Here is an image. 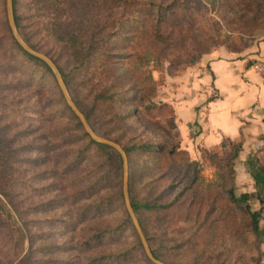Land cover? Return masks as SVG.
<instances>
[{
  "label": "trees",
  "instance_id": "obj_1",
  "mask_svg": "<svg viewBox=\"0 0 264 264\" xmlns=\"http://www.w3.org/2000/svg\"><path fill=\"white\" fill-rule=\"evenodd\" d=\"M4 2L7 26L14 46L27 59L28 64L35 68L36 73L48 74V78L54 84L52 90L55 89V98L49 100L45 105V110L51 111L44 112L46 119L48 122L60 119V131H63L60 145L69 148L75 147L65 154L53 156L51 155V146L43 147L34 144L39 146L43 153L45 152L44 160L49 165L46 175L52 176V180H54L50 186H47L46 192H52L62 198L63 190L76 183V181L67 182L71 173H76L79 168L84 167L88 156L98 159L96 167L90 174L91 176H79L80 181L89 177L87 180L89 184L80 192L72 196L69 195V197H73L71 203L76 204L79 200L82 202L95 192L109 187L112 183L120 185L121 190L116 193L110 192L95 202L80 204L79 220H74V217L65 218L66 214H61L56 218L57 220L43 218L34 220V222L25 220L28 218H24V216H29L32 209L37 213L44 209L40 205L32 209H21L18 202H15L14 189L25 184L18 177L20 171L18 162L21 159V152L26 151L30 146L20 147L16 143V138L24 135V132L14 134L9 131L8 125L0 124V225L4 227L3 212L9 211V215L12 212L17 214L25 226L53 222L64 230H72L76 228L78 221H84L89 216L100 218L104 210L122 204L124 217L119 226L99 228L94 235L81 243L80 251L88 252L93 247L112 238L123 237L126 231H129L134 239L132 247L113 255L90 254L87 256L86 262L82 264L122 263L129 260L136 252L141 254L143 264H156L148 256L127 209L125 193L122 189L124 160L121 153L113 147L96 142L88 134L81 119L69 105L49 64L28 53L17 42L9 22L7 0ZM253 2L260 9L251 24L245 25L251 33L264 25L261 24L262 15L259 17V14L264 10V0H247L246 9L250 8ZM18 4L19 0H13L17 28L24 42L55 63L63 76L71 98L86 116L93 132L119 144L126 152L130 168L129 196L132 207L152 254L158 261L172 264V257L179 255L180 251L181 254H185L190 249L199 248L201 246L199 241L203 240V237H206L209 232L207 226L202 223L196 230H191L189 237L184 236L186 238L182 242L171 246L166 245L161 240L162 237L152 229L156 223L155 218L157 216L159 219H163L164 225L162 226L167 234L172 228V222L168 220L169 216L181 206L208 208L207 218L217 214L223 207L222 212H226L228 216L237 214L241 218L239 222L242 226L239 224L238 230L236 229L234 234L230 233L232 243L238 244L242 239L245 241L247 235L262 241L264 237V226H262L264 209L253 211L249 205L253 198L258 199L264 205V166L255 157H250L248 160L250 168L248 173L254 181L255 193L241 196L236 193L235 166L243 151V141L226 140L218 149L203 151L205 159L209 160L217 169L216 180L205 184L202 165L182 148L180 132H177L176 144L168 146L156 141L138 143L135 138L127 137L128 131L121 127L128 124L134 116L154 109L168 110L172 119L177 118L176 111L172 106L154 104L148 107L145 105V100L147 96H153L157 89V83L149 70L151 65L162 66L168 59H174V62L179 64L191 65L204 54L199 48L197 38L188 35V29L196 20L190 11V0H30V8L37 11L35 28L32 30H27L28 28L22 25V18L18 15ZM199 5L204 6L200 2ZM71 11L77 12L74 19L67 17ZM110 13L112 16H116L111 29L108 26L110 22L103 18V15ZM68 20L71 21L65 26ZM36 37L39 38L37 42H35ZM42 39L48 43L58 44L61 51L67 53L71 63L69 72H66L58 63L52 50L42 51ZM190 41L191 45H189ZM233 52L239 51L233 50ZM0 67V74L2 68H8L1 65ZM2 87L6 86L0 81V89ZM38 87L44 86L39 84ZM84 88L88 89L87 96H82L80 93V89ZM54 105H59L57 112L48 110ZM10 106L11 102H8L0 91V111L2 108H10ZM103 115H106L108 120H102L101 116ZM3 119H5L3 114H0V123ZM12 123L15 124V120ZM108 124H112L110 129L105 128ZM171 126H175L172 121ZM220 149L227 151L225 157L219 155ZM71 155L75 157L71 159ZM67 159H70L68 164L61 166L60 162ZM166 180L169 185L161 190L162 183ZM147 188L152 194L149 197L143 195V191ZM65 197L64 195V200H61L63 203L67 201ZM52 199L47 204L46 209L49 211L54 209L53 204L57 197ZM5 226L17 235L15 243L17 257L11 264L52 263V261L48 262L36 256L34 245L36 239L38 240L37 237L44 239L43 235L28 234L17 223L13 225L7 223ZM183 232L180 231L185 235L186 231ZM27 242H29L28 250H26ZM174 250H178V253L173 254ZM201 255V253L197 254L196 261ZM257 264H262L261 259Z\"/></svg>",
  "mask_w": 264,
  "mask_h": 264
},
{
  "label": "rangeland",
  "instance_id": "obj_2",
  "mask_svg": "<svg viewBox=\"0 0 264 264\" xmlns=\"http://www.w3.org/2000/svg\"><path fill=\"white\" fill-rule=\"evenodd\" d=\"M4 1L0 0V65L7 66L8 68H2L1 70L0 81L6 87H2L0 91L7 101L11 102V106L10 108L1 109L0 114H3L5 119L0 124L8 125L9 131L14 132V134L24 132V135L16 138V143L20 147L24 145L30 146L29 149L21 152V159L18 162V168H20L18 177L25 184L14 189L15 202H18V206L21 209H32L39 205L44 208L38 213L32 209L33 213L30 212L29 216H24V218H28L25 220H32L33 222L40 218L54 220L61 214H66L64 215L65 218L74 217V220H79L80 212L78 213V210L80 204L95 202L98 198L100 199L110 192L116 193L121 190V186L112 183L109 187L103 188L99 192L97 191V193L95 192L82 202L79 200L76 204L71 203L73 197H69V195L71 194L70 196H72L80 192V190L89 184V181H87L89 177L84 181H80L79 176L90 175L96 167L98 159L88 156L85 166L79 168L76 173H71V176L67 180V182L76 181V183L63 190V197L65 195V198H67L66 203L62 202L64 200L63 197L60 198L57 194L46 192L47 186H50L54 180H52V176L46 175L49 165L44 160L45 152L43 153L39 146H35L34 144L43 147L51 146V155L53 156L65 154V152L71 150L74 146L69 148L60 145L63 133V131H60L61 127H59L61 123L60 119L51 122H48L46 119L44 112L51 111H46L45 105L49 100L55 98V89L52 90L54 84L48 78V74L43 75V72L36 73L35 68L28 64L27 59L14 46L7 26ZM246 1L190 0V11L196 17V20H194L195 23L188 29V35L190 34L197 38L199 48L204 54L191 65L176 63L174 59L164 61L162 66L151 65L149 70L152 72L157 83V89L153 96L146 97L145 105L150 107L154 104L159 106L167 104L175 109L173 102L177 98L179 90L185 84L189 85L194 77H187V73L190 70H198L206 58L237 56L238 58L249 59L256 54L258 47L264 43V10L259 14V17L262 15L261 24L263 27H258V29L253 30L251 33L250 29L246 27L251 24L260 7L253 2L252 6L246 9ZM199 2L204 6H200ZM36 14L37 11L30 8V0H19L18 15L21 16V23L28 28L27 30L35 28ZM75 16H77V12L71 11L67 17L74 19ZM115 17L111 13L103 15V18L107 22H110L108 24L110 26L109 29L112 28ZM70 21L68 20L65 26ZM37 41H39L38 37L35 38V42ZM41 44H43L42 51L47 52L48 50H52L58 63L66 72L70 71L71 63L67 53L61 51L62 49H60L58 44L48 43L44 39L41 40ZM191 44L192 42L190 41L189 45ZM233 50H238L239 52H233ZM36 70H39V68H36ZM39 84L44 87H38ZM227 85L228 87L230 86L228 83ZM227 89L225 90L226 101L227 103H231L234 101V95L237 91L231 88ZM87 90V88L80 89L81 95L87 96ZM58 109L59 105H54L48 110L57 112ZM107 118L106 115L101 116L102 120H108ZM14 120L15 124L12 123ZM171 121L175 123L174 127L171 126ZM111 127L112 124H108L105 128L110 129ZM121 127L128 131L127 137L135 138V141L138 143L156 141L168 146L176 144L177 132H180L177 127V118L172 119L168 110L161 111L159 109H154L150 112L145 111L141 115L134 116L128 124L126 123ZM219 155L225 157L227 151L220 149ZM74 157V155L70 156L71 159ZM254 157L264 166V148ZM203 158L204 160L196 161L202 165L205 184L214 182L216 180L217 169L209 160L205 159L204 155ZM69 161L70 159L62 160L60 165L66 166ZM249 169L248 160L237 161L235 170L236 193L238 196L255 193L254 181L248 173ZM168 185L169 182L167 180L164 181L161 190ZM122 189L124 190V185ZM143 195L145 197L151 196L150 189H145ZM54 197H57L55 204H53L54 209L49 211L46 209L47 204ZM249 205L253 211L264 209V205L256 198L251 199ZM222 208L219 209L217 214L207 218L208 208L198 206L187 208L186 206H181L169 216L168 220L172 222V228L167 234H165L162 226L164 225L163 219H159L156 216V223L152 229L156 231L158 236L162 237L161 240L168 246L182 242L186 238L184 236L189 237L191 232L196 230L202 223L208 228L209 232H207L206 237H203L204 239L199 241L201 246L199 248L195 247L200 251L190 249L185 254H181L180 251L179 255L172 257V264H257L259 259L264 264V237L262 241H258L253 236L247 235L245 241L242 239L238 244L232 243L230 233L234 234L235 230H238V225H241L239 222L241 218L237 214L228 216L226 212H222ZM8 213L9 211L3 212L2 221L4 227L0 225V264H11L17 257L15 251L17 235L5 226L7 223L12 225L17 223L28 234L43 235L44 239L37 237L38 240L36 239L34 247L36 256L48 262L52 261L49 264H82L86 262V258L90 254H118L130 249L134 240L130 232L126 231L123 237L112 238L101 245L93 247L88 252L80 251L81 243L94 235L99 228H115L119 226L124 217L122 204L112 206L109 210H104L100 218L96 219L89 216L84 221H78L76 228L72 230H64L53 222H51L52 224H29L25 226L20 217H17V214L12 212L9 215ZM262 226H264V221L262 222ZM179 229L182 232L185 230V235L180 233ZM203 246L205 247L202 249ZM28 248L29 242H27L26 250ZM177 251L174 250L173 254H177ZM198 253L202 255L196 261ZM116 264H143V262L141 254L136 252L129 260L122 263L116 262Z\"/></svg>",
  "mask_w": 264,
  "mask_h": 264
},
{
  "label": "crops",
  "instance_id": "obj_3",
  "mask_svg": "<svg viewBox=\"0 0 264 264\" xmlns=\"http://www.w3.org/2000/svg\"><path fill=\"white\" fill-rule=\"evenodd\" d=\"M263 56L264 43L249 59L206 58L198 70L187 73L194 77L173 104L182 148L194 160H204V150L218 149L226 140L243 141L239 160H249L264 148V78L253 67ZM227 88L237 91L231 103Z\"/></svg>",
  "mask_w": 264,
  "mask_h": 264
},
{
  "label": "water",
  "instance_id": "obj_4",
  "mask_svg": "<svg viewBox=\"0 0 264 264\" xmlns=\"http://www.w3.org/2000/svg\"><path fill=\"white\" fill-rule=\"evenodd\" d=\"M7 8H8V16H9V22H10V25H11V28L13 30V33H14V36L17 40V42L28 52L30 53L31 55L45 61L46 63L49 64V66L52 68V70L54 71L56 77H57V80L60 84V87L69 103V105L71 106V108L74 110V112L78 115V117L81 119L86 131L88 132V134L91 135V137L98 143H101V144H104V145H107V146H110V147H113L115 148L116 150H118L122 157H123V160H124V193H125V198H126V205H127V209L133 219V222L138 230V233L140 235V238L143 242V245L146 249V252L148 254V256L150 257V259L155 262L156 264H164L160 261H158L152 254V251H151V248H150V245L147 241V238L144 234V231L140 225V222L135 214V211L132 207V203H131V200H130V196H129V178H130V168H129V161H128V156L126 154V152L123 150V148L113 142V141H110L108 139H105V138H102L98 135H96L93 130L91 129L89 123H88V120L86 118V116L78 109V107L76 106L75 102L73 101V99L71 98L68 90H67V87H66V84L64 82V79H63V76L62 74L60 73L58 67L55 65V63L49 58L47 57L46 55L40 53V52H37L35 51L34 49H32L29 45H27L24 40L22 39L19 31H18V28H17V24H16V20H15V14H14V6H13V0H7Z\"/></svg>",
  "mask_w": 264,
  "mask_h": 264
},
{
  "label": "built area",
  "instance_id": "obj_5",
  "mask_svg": "<svg viewBox=\"0 0 264 264\" xmlns=\"http://www.w3.org/2000/svg\"><path fill=\"white\" fill-rule=\"evenodd\" d=\"M253 67L264 78V56L260 60H257Z\"/></svg>",
  "mask_w": 264,
  "mask_h": 264
}]
</instances>
